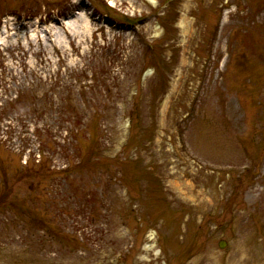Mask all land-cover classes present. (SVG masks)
<instances>
[{"label":"rangeland","instance_id":"rangeland-1","mask_svg":"<svg viewBox=\"0 0 264 264\" xmlns=\"http://www.w3.org/2000/svg\"><path fill=\"white\" fill-rule=\"evenodd\" d=\"M0 264H264V0H0Z\"/></svg>","mask_w":264,"mask_h":264},{"label":"bare ground","instance_id":"bare-ground-1","mask_svg":"<svg viewBox=\"0 0 264 264\" xmlns=\"http://www.w3.org/2000/svg\"><path fill=\"white\" fill-rule=\"evenodd\" d=\"M64 22L66 23L67 21H64ZM220 142H221V140H220ZM221 143H224V142H221ZM216 158H217V160H221V161L228 159V153H227V151L222 150L219 153V156L216 157Z\"/></svg>","mask_w":264,"mask_h":264},{"label":"trees","instance_id":"trees-1","mask_svg":"<svg viewBox=\"0 0 264 264\" xmlns=\"http://www.w3.org/2000/svg\"><path fill=\"white\" fill-rule=\"evenodd\" d=\"M164 29H165V35L168 33V25L166 26V25H164ZM73 163H75V162H73ZM65 172V171H64Z\"/></svg>","mask_w":264,"mask_h":264},{"label":"water","instance_id":"water-1","mask_svg":"<svg viewBox=\"0 0 264 264\" xmlns=\"http://www.w3.org/2000/svg\"><path fill=\"white\" fill-rule=\"evenodd\" d=\"M221 245V247H223V244H220Z\"/></svg>","mask_w":264,"mask_h":264}]
</instances>
